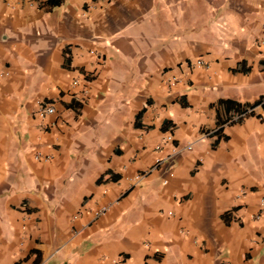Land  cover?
I'll return each instance as SVG.
<instances>
[{"label":"crops","instance_id":"1","mask_svg":"<svg viewBox=\"0 0 264 264\" xmlns=\"http://www.w3.org/2000/svg\"><path fill=\"white\" fill-rule=\"evenodd\" d=\"M0 73V264H264V0H0Z\"/></svg>","mask_w":264,"mask_h":264},{"label":"built area","instance_id":"2","mask_svg":"<svg viewBox=\"0 0 264 264\" xmlns=\"http://www.w3.org/2000/svg\"><path fill=\"white\" fill-rule=\"evenodd\" d=\"M195 66L197 67H206L207 65H205V63L201 60H197L195 62ZM0 77H2V74L0 73ZM176 82V79H172L171 81H169L170 84H173ZM36 105H37V108H38V114L39 115H44V114H51L53 113V108L47 104H44L42 101H36ZM245 115H237L235 116V119L234 121H237L241 118H243ZM173 140V137L171 134H166L162 141L156 146V150L157 151H160L162 150L163 146L166 144V143H170L172 142ZM178 153V151H176V149H172L171 152L169 153V156L167 158H157L153 164V166L148 170L146 171L143 175H140L139 178H143L144 176H147L149 174H151L152 172L158 170L162 165L163 163L168 160V159H171L172 157H174L176 154ZM36 159L38 160H42V161H48L49 160V157H45V156H42V155H37L36 156ZM261 205H264V198L261 199L260 201ZM106 211V208L103 207L101 209H99L97 211V216L99 215H102L104 212Z\"/></svg>","mask_w":264,"mask_h":264},{"label":"trees","instance_id":"3","mask_svg":"<svg viewBox=\"0 0 264 264\" xmlns=\"http://www.w3.org/2000/svg\"><path fill=\"white\" fill-rule=\"evenodd\" d=\"M237 111V110H236ZM239 111V110H238ZM237 111V112H238ZM251 113V111L250 112H248L247 110H242L241 112H238V115H249Z\"/></svg>","mask_w":264,"mask_h":264}]
</instances>
